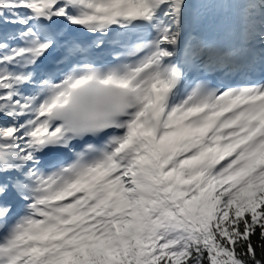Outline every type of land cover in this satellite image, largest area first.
I'll use <instances>...</instances> for the list:
<instances>
[{"label": "snow or ice", "instance_id": "obj_1", "mask_svg": "<svg viewBox=\"0 0 264 264\" xmlns=\"http://www.w3.org/2000/svg\"><path fill=\"white\" fill-rule=\"evenodd\" d=\"M0 264H264V0H0Z\"/></svg>", "mask_w": 264, "mask_h": 264}]
</instances>
